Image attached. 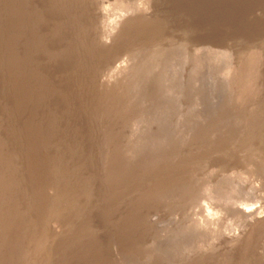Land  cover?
Wrapping results in <instances>:
<instances>
[{"label": "rangeland", "instance_id": "374dc122", "mask_svg": "<svg viewBox=\"0 0 264 264\" xmlns=\"http://www.w3.org/2000/svg\"><path fill=\"white\" fill-rule=\"evenodd\" d=\"M8 1L9 0H0V5H2L0 7V29L5 30V32L11 31L15 27V17L17 15L18 6V3H15V0ZM59 2L61 4H59ZM63 2L65 4H63ZM146 3H149L147 4L148 7H150L151 10L155 12L156 16H153L154 18L147 20L145 22V27H153V24L158 21L160 23L159 27H161L159 28L160 30L152 35L154 37L150 39L151 42L150 40L145 41V39L140 37L142 35L140 27L138 28V30L140 29L138 31L137 26L134 24L132 26L129 24L124 25L123 22L125 18L131 14L129 11L132 10V7ZM20 9H24L26 17V25L24 24L21 27L22 34L24 33L25 35V38L22 41L24 47L23 45H16L15 49H20L23 47L22 49H24V52L25 50L28 52V54L31 56V59L30 56L27 55V59L30 60L28 61L25 59L18 66L22 69V72L24 71L22 75H17L15 76L16 78L14 77L15 74L12 75L13 77L10 76L11 88L5 86L2 89L7 94V96H10L8 98H11L13 97V94L17 93V91H14L13 89H16L19 80L21 82L23 81V88L21 90L23 92L24 100L23 103H21L22 106L20 111L18 109V116L15 118L16 121L12 122L11 124L14 133L13 137L10 139L11 135L3 130V140L6 141L10 139V142H8L9 149L6 151L7 157L5 156L3 161L5 163L0 165V168H2L1 170L6 169L5 174L3 173L2 177L6 176V174L10 177V175H14L16 173L19 177H23V180L21 179L19 184V188L21 190L18 189L17 191L16 200L18 201L11 205L14 210V214L9 219L10 223L8 222L7 224L8 228H5L4 231L0 230V236L3 238L5 236L10 237L11 240L9 244H12V247H14L16 244L15 247H18L16 248L18 251L20 250L19 246H23L27 241H30L31 243H34L40 247L38 250H36V254H38H32L31 256L33 257H30L31 259H23L22 257L16 261H12L11 264H17L18 262V264H264V222H262L263 224L260 223L256 226L254 225L253 228L252 225H250V221L244 218L240 213V209L245 208L250 211L259 212L260 210V214L264 216V144L261 143L262 141H259V138L264 136V0H27V2L20 3ZM101 11L103 12L102 16L97 17L96 13ZM39 15H41V17ZM33 16L35 20L32 18ZM252 18L253 20L256 19V21L252 22ZM75 22L80 25L77 27V29L73 30L72 25ZM42 23L43 25L41 26ZM101 27L103 30H106L103 32V30H100ZM130 28H132V30ZM60 29L64 30L61 31ZM39 32L40 34H38ZM121 32L122 34L120 35ZM61 34L64 35V41L62 42L65 43H62L59 40ZM79 35L81 38H79ZM94 36L97 37L95 38ZM257 36L261 38L257 39ZM87 37L89 39L94 37L95 40L94 38L88 40ZM99 38H104L112 43L110 51L104 52L99 49L100 47L98 48L97 43L100 40ZM128 40L129 43H127ZM147 42L150 44H155L156 46L167 50V52H169L171 49L172 51H176V47H178V45H182L185 47V51L187 52V55H189V59L191 58L190 62L192 61V58L195 57V53L198 51V49L207 48L208 50L215 52L225 51V54H228L231 58L230 61L225 64V68L222 67V70L225 69L226 72L227 68L231 67L230 80H233V83L231 82V89L229 92H227V94H225V101H223L225 104V109L221 111L220 106L222 105H218V108L214 106V108L217 109H212L213 107H211V105H208V103L206 104V99L203 96L201 99L202 101L200 100L201 104L203 102L202 106L200 107L201 109L197 108V111H195V108L188 107H193L196 105V103L199 105V103L192 101L194 94L191 92L192 90L190 89L191 87L189 84H186L188 77L186 74H189L190 68L185 67V73L173 81L176 85L172 84L174 89H177L178 96L180 98L178 97L177 100H172V102H170L171 99L163 97L161 91L156 90V93L152 95L153 97L150 96L148 100H145L147 105L145 103L142 108L145 110L138 116L140 120H142L141 124L138 125L141 126L139 127L140 129L138 135H133L131 132L132 129L130 127L114 128V132H118L116 135L117 137H115L116 141L118 142V150L112 152L107 151L109 143L105 141L106 138L103 136L105 135L108 123L105 122L104 119L96 118L97 108L95 104V97L99 94V90L96 89L95 86H89L86 84L93 82L95 79L97 80L99 77V79L103 77L104 79L108 78L113 73L114 68L117 66L129 65L131 61V57L128 54L129 50L132 49L137 51L138 49L145 47ZM168 44L171 45L169 46ZM65 45H67V47ZM252 45H255V47ZM10 46L14 47V45H11V42L9 41L1 42L0 50L5 51V49L10 48ZM91 49L94 50L92 51ZM78 50L80 53H78ZM35 52L37 53L35 54ZM88 54L90 56H88ZM253 54L262 56L261 60L258 61L256 57H251ZM244 55L246 58H244ZM238 62L240 63L239 65H237ZM250 66H252V68L253 66L256 67V70L253 74H250L249 72ZM1 81L2 79L0 80V85L2 86ZM95 81L94 83H96ZM26 83L29 87L26 85ZM253 85L259 88L258 93L253 95L248 94L247 92L250 89V86ZM24 88L27 89L25 90ZM11 90L15 93L13 92L11 94ZM33 91L36 93L34 94ZM234 91L236 92L237 96L235 95ZM26 92L29 93L26 94ZM241 93L243 98L244 93L247 94V96L249 95L248 101L250 99L251 104L249 103L247 106H245L246 104L241 102ZM77 94L82 95L81 101L75 99ZM156 95L157 97H155ZM254 95L255 97H253ZM24 101L27 103L29 102L30 104H27ZM85 102L87 103L85 109L78 112L79 109H81L80 104ZM149 102H153V105L149 104ZM8 103L10 104V101L7 100L6 104H1V113H4L8 110ZM24 104L26 105L24 106ZM204 104H206V106H203ZM221 104L223 103L221 102ZM32 105H34V107ZM161 105L163 108H161ZM250 106L251 110L249 108ZM256 107L260 108V110H257ZM254 108L256 109L254 110ZM187 109L189 110L187 111ZM157 110L161 113H158ZM145 111L148 113V116L147 114H144ZM244 113L247 114L245 115ZM136 114L137 112L135 110L134 115ZM233 114L237 117L231 116ZM111 115L112 113L109 114V119ZM142 116H144V118H142ZM145 116L149 118L145 119ZM131 119L133 120V116ZM200 119L203 120V122L207 120L206 125L199 124L201 123ZM229 119L231 122H227ZM173 121L177 124L173 123ZM52 122H54V125ZM232 122L234 124L235 122L238 123L234 125ZM241 122L243 124H241ZM216 124L218 126H216ZM249 124H251L250 127ZM50 125L54 129H52ZM47 127L50 129H47L48 131L46 133V130L43 129H46ZM170 127L171 130H169ZM253 127L255 129H253ZM96 131L98 133H96ZM232 131H234V133ZM48 132H50V134ZM131 133L132 135H130ZM158 133L160 135H158ZM202 133H204V135ZM256 133H260V136H257ZM46 134L50 136L49 139L51 138V141L47 138L48 135L46 136ZM150 134L153 138H151ZM160 137L165 139L160 140ZM230 137H233L234 139H230ZM19 138L20 140H17ZM28 138L32 139L29 140ZM35 138H38V140ZM179 138L182 140L181 142L179 141ZM190 138L193 139L190 140ZM26 139L28 140L26 141ZM205 139L210 140L209 143L211 142L210 144L212 145V150L204 152L201 150L199 152L198 147ZM53 141L54 143H52ZM185 141L187 142L185 143ZM63 142H65V145H63ZM134 143L136 144L134 145ZM59 144L60 146L58 147ZM71 144L73 145L71 146ZM139 144L142 146H139ZM30 146L32 147L30 148ZM53 146L55 148H53ZM196 146L198 149L195 151L194 149H196ZM242 146H244L245 150ZM11 148L13 151H11ZM101 148H103V150ZM190 149L191 151H189ZM36 155H38V157ZM109 157L112 159H109ZM123 158H126L128 161ZM50 159L52 160L50 161ZM32 161L34 163H32ZM113 162L117 163L118 165L120 164L118 169H116V178L114 180L116 183L114 181L113 183H115L116 187H122L123 189L121 188L119 191L118 189H115V187L111 186V191L106 193L104 188L107 186L109 177L112 176L107 170L110 169L109 167ZM43 163H45V165ZM142 168L146 169L143 170ZM157 169L159 171H157ZM147 170L150 172H147ZM184 171H187L188 174H183ZM156 172L159 174L157 175ZM88 174H91L92 177L85 181ZM173 174L175 175L174 178ZM144 176L145 178H143ZM52 177L56 178L53 179ZM126 178L128 180H125ZM79 179L80 181H78ZM132 179L138 180H135V182L134 180L132 181ZM160 181L161 183L158 184ZM192 181L194 183H192ZM117 182L119 183L117 184ZM42 183H44V187ZM167 184L170 186H167ZM49 185H53L54 188L58 186H61L62 188L66 185H73L77 191L75 194H73L75 198L73 196H66V198H63L65 197L64 193L60 191L55 192L57 190H53V195L49 196L47 194V188ZM175 185L180 189L176 188ZM131 187L135 190H133ZM162 188L168 189L163 190ZM237 188L240 190L236 191ZM174 189H176L179 193ZM143 190L145 192H143ZM183 191L188 193L187 196L189 195V198L185 196L186 194ZM38 192L40 195L37 194ZM195 197L196 199H193ZM62 198L65 200L61 204V201H63L61 200ZM171 198L174 200L172 199V201ZM131 199L134 200L132 201ZM156 199L161 203H157ZM125 200L128 203L126 202L127 204H125V207H123L121 205ZM161 200H166V203L165 201ZM1 203L2 202H0V208L6 204V202L2 204ZM64 203L70 205L65 215L57 213L58 211H56L54 214H50L52 212V208H56L60 205H63ZM153 203L157 204L154 205ZM168 203L172 205L168 206ZM186 205L187 208L185 207ZM229 205L232 206L229 207ZM30 207L35 208L32 213H23V211L26 212ZM39 207H41V212L44 210V212H42L43 214L39 212ZM44 207H46L45 209H47V211L43 209ZM175 207L177 211L175 210ZM188 207H190V213L185 214V216L187 215L186 217H184V214H182L184 217V219H182L183 217L181 216V211H188ZM173 209L176 211L175 215H173L175 222L171 226L169 225V229L172 231L176 230L174 232H178V230L181 231L178 233V243L173 245V247L168 250L169 253H165L164 250H166V248L161 245L159 248L157 245L156 248H152V250H150V240H152L151 235H155L158 232V229L155 230L154 228L151 229L150 232H147V235L142 233V237H140V239L142 238L143 240L141 239L140 242L142 243L145 240L142 248L138 250H132L136 249L134 242L138 240L136 237V231L138 228L137 226H140L143 222H145L146 217L151 215L153 219H167L168 216H171L170 214L172 213L171 211H173ZM20 211L21 213H19ZM134 212L139 214L135 215ZM230 212L233 213L231 214ZM125 214L126 216H122ZM128 215L131 217L129 218ZM125 217H128L129 219H126ZM50 218H52L51 221ZM188 218L191 220V222H189L190 220ZM195 219H198V221ZM54 221H57L58 224L63 223V221L67 222V227L65 226L64 228H60L59 233L54 232L52 230L54 228L53 224L56 225L57 223ZM125 221H127L130 226L125 223ZM175 223L178 225L175 226ZM180 223L183 225L180 226ZM115 224H118L119 228ZM21 225L26 228H23ZM179 226L181 228H179ZM183 228L187 231H185ZM130 229H132V231ZM8 230H10L11 233L10 231L8 232ZM47 231H50V237H39V235ZM61 231L66 232L63 233ZM76 231L78 232L76 233ZM21 234L24 235V238L23 236L20 238ZM224 236L225 243H223ZM231 236H234L236 239H238L236 242H234L235 244L229 243L228 238ZM51 237L53 238V242ZM184 237H186V239ZM54 238L56 239L54 240ZM40 239L42 240L40 241ZM9 244L6 246V248H4L6 250L0 249V256H3L4 258L10 256L11 251H9ZM53 244H55V246ZM60 244H63V246ZM65 244L67 245L65 246L66 249L64 248ZM131 252L134 255L131 254ZM3 253H6L7 255Z\"/></svg>", "mask_w": 264, "mask_h": 264}, {"label": "bare ground", "instance_id": "6f19581e", "mask_svg": "<svg viewBox=\"0 0 264 264\" xmlns=\"http://www.w3.org/2000/svg\"><path fill=\"white\" fill-rule=\"evenodd\" d=\"M3 1V0H2ZM5 1H7V0H5ZM10 1V0H9ZM8 1V2H9ZM64 1V0H63ZM21 2H27V0H15V3H18V6H17V15H16V24H15V27L13 28V30H11V31H8V32H5V30H3V29H0V43L1 42H6V41H9V42H11V45H14V47H11L10 46V48H6L5 49V51H1L0 50V62H2V63H0V78L2 79V86L0 85V108H2V106H1V104L3 105V104H6L7 103V100L8 101H10V104H9V108H7L8 110L6 111V112H4V113H1L0 112V165H3V163H5V162H3L4 161V159H5V156H6V151H7V149H9L8 148V146H9V143L8 142H10L9 140L13 137V129H12V122H14V121H16L15 120V118H17V116H18V109H19V111H20V109H21V103H23V100H24V96H23V92H22V82L19 80V82H18V85H17V87H16V89H13L14 91H17V93H15L14 91H10L11 92V94L14 92L15 94H13V97H11V98H8V97H10V96H7V94L2 90L5 86H8L9 88H11L10 87V76H12V75H14V77L15 76H20V75H22L23 74V72H22V69L21 68H19L18 66L20 65V63L22 62V61H24L25 59H27V55H29L28 54V52L25 50V52H24V49H22L23 47H24V45H23V43H22V41H23V39L25 38V35H24V33L22 34V30H21V27L25 24V21H26V17H25V12H24V9H20V3ZM59 4H61L60 2H59ZM63 4H65L64 2H63ZM147 4H149V3H146V4H142V5H138V6H135V7H132V10L131 11H129V12H131V14H129L126 18H125V20L123 21L124 22V25H130V26H132L133 24L135 25V26H137V30H138V28L140 27V29H141V32H142V35L140 36L142 39H145V41H148V40H150L152 37H154V36H152V35H154L158 30H160L159 28H161V27H159L160 26V23H159V21L158 22H154L155 24H153V27H149V28H147V27H145V22L147 21V20H150L151 18H154L156 15H155V12L153 11V10H151V8L150 7H148V5ZM5 5V4H4ZM4 5H3V8H4ZM67 5V4H66ZM165 5V4H164ZM2 5H0V7H1ZM79 6V5H78ZM83 6V5H82ZM6 7V6H5ZM14 7V6H13ZM55 7V6H54ZM57 7H59V6H57ZM62 7V6H61ZM80 7V6H79ZM15 8V7H14ZM64 8V7H63ZM63 8H62V10H63ZM68 8V7H67ZM129 8V7H128ZM6 9V8H5ZM49 9V8H48ZM60 10V9H59ZM62 10H61V12H62ZM156 10V9H155ZM84 11V10H83ZM104 11V10H103ZM7 12V11H6ZM13 13V12H12ZM84 13V12H83ZM33 14H35V13H33ZM97 14V17H99V16H102V14H103V12L101 11V12H98V13H96ZM105 14V13H104ZM14 15V14H13ZM3 16V15H2ZM40 17H41V15H39ZM60 16V15H59ZM96 16V15H95ZM154 16V17H153ZM63 17V16H62ZM123 17H124V15H123ZM256 17H257V15H256ZM259 17V16H258ZM14 18V19H15ZM32 18H34V16L32 17ZM96 18V17H95ZM157 18V17H156ZM6 19V18H5ZM38 19H39V17H38ZM30 20V19H29ZM34 20H35V18H34ZM63 20V19H62ZM252 20H253V18H252ZM258 20V19H257ZM8 21V20H7ZM10 21V20H9ZM254 21H256V19L255 20H253L252 22H254ZM260 21V20H259ZM258 21V22H259ZM31 22V21H30ZM33 22V21H32ZM36 22H37V20H36ZM63 22V21H62ZM85 22V21H84ZM108 22V21H107ZM15 23V22H14ZM109 23V22H108ZM152 23V22H151ZM162 23V22H161ZM3 24V23H2ZM30 24V23H29ZM32 24V23H31ZM39 24V23H38ZM14 25V24H13ZM12 25V26H13ZM26 25V24H25ZM43 25V23L41 24V26ZM58 25H60V24H58ZM68 25V24H67ZM79 25L80 24H78V23H73V27H72V29L73 30H75V29H77V27H79ZM110 25V24H109ZM119 25V24H118ZM162 25V24H161ZM101 26V25H100ZM111 26V25H110ZM114 26V25H113ZM134 26V27H135ZM164 26H166V25H164ZM59 27V26H58ZM99 27V26H98ZM109 27V26H108ZM120 27V26H119ZM123 27V26H122ZM40 28V27H39ZM43 28V27H42ZM60 28V27H59ZM124 28V27H123ZM5 29V28H4ZM34 29V28H33ZM36 29V28H35ZM65 29V28H64ZM63 29V30H64ZM111 29V28H110ZM109 29V30H110ZM125 29V28H124ZM131 30H132V28H130ZM139 29V30H140ZM61 30V29H60ZM63 30H61V31H63ZM89 30V29H88ZM100 30H103L102 29V27L100 28ZM104 30H106V29H104ZM104 30H103V32H104ZM129 30V29H128ZM138 30V31H139ZM32 31V30H31ZM57 31V30H56ZM60 31V32H61ZM66 31V30H65ZM67 31H68V29H67ZM94 31V30H93ZM97 31V30H96ZM112 31V30H111ZM124 31V30H123ZM122 31V32H123ZM136 31V30H135ZM134 31V32H135ZM35 32V31H34ZM81 32V31H80ZM83 32V31H82ZM122 32L120 33V35L122 34ZM164 32H165V30H164ZM28 33V32H27ZM70 33V32H69ZM90 33V32H89ZM88 33V34H89ZM93 33V32H92ZM108 33H109V31H108ZM117 33V32H116ZM119 33V32H118ZM131 33V32H130ZM38 34H40V32L38 33ZM42 34V33H41ZM71 34V33H70ZM87 34V35H88ZM98 34V33H97ZM107 34V33H106ZM127 34V33H126ZM162 34V33H161ZM202 34V33H201ZM257 34H258V31H257ZM93 35H94V33H93ZM203 35V34H202ZM43 36V35H42ZM80 36V35H79ZM85 36V35H84ZM97 36H99V35H97ZM96 36V37H97ZM138 36V35H137ZM258 36H260V35H258ZM257 36V39H259V38H261V37H258ZM34 37V36H33ZM59 37V36H58ZM95 37V36H94ZM94 37H92V38H94ZM95 37V38H96ZM107 37V36H106ZM124 37V36H123ZM130 37V36H129ZM156 37H158V36H156ZM79 38H81V36L79 37ZM91 38V39H92ZM95 38H94V40H95ZM108 38V37H107ZM114 38H116V37H114ZM137 38V37H136ZM160 38H161V36H160ZM27 39V38H26ZM65 39H67V38H65ZM87 39L88 40H91V39H89L88 37H87ZM100 39V38H99ZM119 39H120V37H119ZM118 39V40H119ZM133 39V38H132ZM60 42H62V41H64V35L63 34H61V36H60ZM72 40V39H71ZM77 40V39H76ZM85 40H86V38H85ZM124 40V39H123ZM127 40V39H126ZM30 41V40H29ZM84 41V40H83ZM87 41V40H86ZM110 41H112V40H110ZM122 41V40H121ZM133 41V40H132ZM88 42H90V41H88ZM117 42V41H116ZM150 42H151V40H150ZM39 43V42H38ZM37 43V44H38ZM62 43H65V42H62ZM81 43V42H80ZM85 43V42H84ZM96 43V42H95ZM127 43H129V40H128V42ZM133 43H135V42H133ZM144 43V42H143ZM143 43H142V45H143ZM147 43H149V42H147ZM146 43V46L145 47H142L141 49H138L137 51L136 50H129V52H128V54H129V56L131 57V61H130V63H129V65H127V66H117L116 68H114V71H113V73L108 77V78H105L104 79V77L103 78H101V79H95L94 81L96 82V83H94V81L93 82H91V83H88V84H86V85H89V86H95L96 87V89H98L99 90V94L98 95H96V97H95V104H96V108H97V115H96V118L97 119H104L105 120V122H107L108 123V125H107V127H106V131L105 130H103V131H105V135L103 136L104 138H106L105 139V141L106 142H108L109 143V146H108V148H107V151H110V152H112V151H116V150H118V147H117V141H116V138L115 137H117L116 135H117V133L118 132H114L115 131V129L114 128H120V127H130L132 130H131V132L133 133V135H138V132H139V127H141V126H138L139 124H141V121L142 120H140V118L138 117L141 113H143V111L145 110V109H142L143 108V105H145V103H146V99L148 100V98L150 97V96H152L154 93H156V90H159V91H161V94H162V96L163 97H165V98H168V99H171V101L170 102H172V100L174 101V100H177V98L179 97L178 96V91H177V89H174V87L172 86V84H174V85H176L175 84V82H173L174 80H176L179 76H181V75H183L185 72V67L186 68H190V72H189V74L187 75L186 74V76H188L187 77V80H186V84L188 85L189 84V86L191 87L190 89L192 90L191 92L194 94L193 96V98H192V101L193 102H198L199 103V105L196 103V105L195 106H193V107H190V106H188L189 108H195V111H197L196 109L197 108H199V109H201L200 107L202 106V104H203V102H202V104H201V102H200V100L204 97L206 100V104L208 103V105H211V107H213L212 109H217L218 107V105H222V106H220L219 108L221 109V111L222 110H224L225 109V104H224V102L223 101H225L224 99H225V94H227V92H229L230 91V89H231V85H232V79L230 80V75H231V67H229V68H227V70H226V72H225V69H223L222 70V67H224L225 68V64L226 63H228L229 61H230V56L228 55V54H225L226 52L225 51H220V52H215V51H211V50H208L207 48H205V49H198V51L195 53V57H193L192 58V61L190 62V60H191V58L189 59V55H187V52L185 51L186 49H185V47L184 46H182V45H178V47H176V51L175 50H173L172 51V49L169 51V52H167V50H164V49H162V48H160L159 46H156L155 44H147ZM261 43V42H260ZM61 44V43H60ZM59 44V45H60ZM117 44H118V42H117ZM171 44H172V42H171ZM171 44H168L169 46L171 45ZM175 44V43H174ZM179 44V43H178ZM16 45H23V47H21L20 49L18 48V49H15L16 48ZM128 45V44H127ZM137 45V44H136ZM188 45V44H187ZM66 47H67V45H65ZM64 46V47H65ZM87 46V45H86ZM97 46H98V48L99 49H101L102 51H104V52H108V51H110V48L112 47V43H110L108 40H106V39H104V38H102V39H100L99 40V42L97 43ZM253 47H255V45H252ZM251 46V47H252ZM81 47V46H80ZM91 47V46H90ZM119 47V46H118ZM135 47V46H134ZM141 47V46H140ZM187 47V46H186ZM257 48H258V46H257ZM2 49V48H1ZM65 49H67V48H65ZM81 49V48H80ZM114 49V48H113ZM116 49V48H115ZM29 51H31L30 49H28ZM86 50H88V49H86ZM92 50V49H91ZM94 50V49H93ZM92 50V51H93ZM73 51V50H72ZM101 51V52H102ZM40 52H41V50H40ZM64 52V51H63ZM75 52V51H74ZM245 52V51H244ZM251 52V51H250ZM37 52H35V54H36ZM78 53H80L79 52V50H78ZM90 53V52H89ZM95 53H97V52H95ZM113 53V52H112ZM257 53V52H256ZM32 54V53H31ZM34 54V55H35ZM61 54V53H60ZM100 54V53H99ZM103 54H105V53H103ZM264 54V53H263ZM95 55V54H94ZM191 55V54H190ZM231 55V54H230ZM262 55V54H261ZM30 56V55H29ZM88 56H90L89 54H88ZM100 56H101V54H100ZM126 56V55H125ZM166 56H168V57H166ZM240 56V55H239ZM256 57L257 59H258V61L259 60H261V58H262V56H257L256 54H253V55H251V57ZM34 57V56H33ZM32 57V58H33ZM93 57V56H92ZM96 57V56H95ZM109 57V56H108ZM74 58V57H73ZM98 58V57H97ZM127 58V57H126ZM244 58H246L245 57V55H244ZM243 58V59H244ZM30 59H31V56H30ZM30 59H27L28 61L30 60ZM88 59V58H87ZM2 60V61H1ZM33 60V59H32ZM250 60V59H249ZM72 61V60H71ZM70 61V62H71ZM78 61V60H77ZM88 61V60H87ZM233 61V60H232ZM263 61V60H262ZM261 61V62H262ZM98 62V61H97ZM96 62V63H97ZM255 62V61H254ZM260 62V63H261ZM61 63V62H60ZM84 63V62H83ZM92 63V62H91ZM91 63H90V65H91ZM95 63V62H94ZM99 63V62H98ZM106 63H108V62H106ZM242 63V62H241ZM245 63V62H244ZM247 63V62H246ZM124 64V63H123ZM231 64V63H230ZM240 63L238 62V64L237 65H239ZM28 65V64H27ZM53 65V64H52ZM58 65H59V63H58ZM64 65H65V63H64ZM229 65V64H228ZM227 65V66H228ZM261 65V64H260ZM259 65V66H260ZM51 66V65H50ZM54 66V65H53ZM97 66V65H96ZM241 66V65H240ZM240 66H239V68H240ZM248 66V65H247ZM256 66V65H255ZM255 66H253V68H252V66H250V69H249V72H250V74H253L254 73V71L256 70V67ZM263 66H264V64H263ZM86 67V66H85ZM238 67V66H237ZM31 68V67H30ZM44 68V67H43ZM60 68V67H59ZM102 68V67H101ZM192 68H193V71H192ZM28 69H29V66H28ZM33 69V68H32ZM40 69V68H39ZM61 69V68H60ZM100 69V68H99ZM243 69V68H242ZM55 70H56V68H55ZM63 70V69H62ZM259 70H261V69H259ZM240 71V70H239ZM37 72H38V70H37ZM40 72V71H39ZM43 72V71H42ZM98 72V71H97ZM101 72V71H100ZM262 72V71H261ZM41 73V72H40ZM44 73V72H43ZM76 74V73H75ZM29 75V74H28ZM38 75V74H37ZM37 75H36V78H37ZM42 75V74H41ZM89 75V74H88ZM43 76V75H42ZM41 76V77H42ZM57 76V75H56ZM83 76V75H82ZM93 76V75H92ZM96 76V75H95ZM106 76V75H105ZM13 77V76H12ZM39 77V76H38ZM58 77V76H57ZM236 77V76H235ZM255 77V76H254ZM260 77V76H259ZM16 78V77H15ZM87 78V77H86ZM85 78V79H86ZM89 78V77H88ZM96 78V77H95ZM253 78V77H252ZM0 79V80H1ZM45 80V79H44ZM51 80V79H50ZM56 80V79H55ZM83 80V79H82ZM81 80V81H82ZM234 81H236V80H234ZM256 81V80H255ZM57 82V81H56ZM79 82V81H78ZM88 82V81H87ZM232 82V83H231ZM238 82V81H237ZM260 82V81H259ZM34 83V82H33ZM81 83V82H80ZM84 83V82H83ZM179 83V82H178ZM234 83H236V82H234ZM261 83H262V81H261ZM24 84V83H23ZM32 84V83H31ZM36 84V83H35ZM49 84H50V82H49ZM93 84V85H92ZM263 84H264V82H263ZM14 85V84H13ZM26 85H27V83H26ZM34 85V84H33ZM36 85H38V84H36ZM79 85V84H78ZM83 85V84H82ZM179 85V84H178ZM177 85V86H178ZM262 85V84H261ZM28 86V85H27ZM2 87V88H1ZM29 87V86H28ZM36 87V86H35ZM262 87V86H261ZM79 88V87H78ZM93 88V87H92ZM25 90L27 89V88H24ZM37 89V88H36ZM58 89V88H57ZM80 89H82V88H80ZM90 89H91V87H90ZM89 89V90H90ZM6 90V89H5ZM46 90V89H45ZM44 90V91H45ZM84 90V89H83ZM188 91V90H187ZM244 91V90H243ZM246 91V90H245ZM258 91H259V88L257 87V86H255V85H253V86H250V89L248 90V94H251V95H253V94H257L258 93ZM34 92V91H33ZM235 92V91H234ZM29 93V92H28ZM27 92H26V94H28ZM36 92H34V94H35ZM51 93V92H50ZM82 93V92H81ZM183 93H184V91H183ZM182 93V94H183ZM25 94V95H26ZM41 94H42V92H41ZM45 94V93H44ZM47 94H48V92H47ZM55 94V93H54ZM181 94V95H182ZM186 94V93H185ZM229 94V93H228ZM237 94H239V93H237ZM195 95H196V97H195ZM235 95H236V92H235ZM250 95V96H251ZM261 95V94H260ZM27 96V95H26ZM25 96V97H26ZM57 96V95H56ZM158 96H159V93H158ZM186 96H187V94H186ZM203 96V97H202ZM237 96V95H236ZM249 96V95H248ZM248 96H247V94H245L244 93V98L242 97V93H241V95H240V97H242V100H241V102L243 103V104H246L245 106H247L250 102H251V100L249 99V101H248ZM33 97V96H32ZM45 97V96H44ZM71 97V96H70ZM69 97V98H70ZM153 97V96H152ZM155 97H157V95L155 96ZM253 97H255V95L253 96ZM258 97V96H257ZM51 98V97H50ZM68 98V99H69ZM72 98V97H71ZM82 98V95H80V94H77L76 95V97H75V99L76 100H82L81 99ZM160 98V97H159ZM180 98V97H179ZM187 98V97H186ZM237 98V97H236ZM260 98V97H259ZM47 99V98H46ZM64 99V98H63ZM162 99V98H161ZM195 99V100H194ZM155 100V99H154ZM183 100V99H182ZM204 100V99H203ZM253 100V99H252ZM27 101H28V99H27ZM38 101V100H37ZM190 101V100H189ZM202 101V100H201ZM204 101V102H205ZM233 101V100H232ZM25 102V101H24ZM32 102H33V100H32ZM36 102V101H35ZM43 102V101H42ZM64 102H67V101H64ZM148 102V101H147ZM162 102V101H161ZM169 102V103H170ZM221 102L223 103V104H221ZM231 102V101H230ZM25 103H27V102H25ZM29 103V102H28ZM27 103V104H28ZM34 103V102H33ZM45 103V102H44ZM49 103V102H48ZM81 103V102H80ZM153 103V102H152ZM151 102H149V104H152ZM232 103V102H231ZM237 103V102H236ZM263 103V102H262ZM30 104V103H29ZM167 104V103H166ZM193 104V103H192ZM206 104H204L203 106H206ZM251 104V103H250ZM26 104H24V106H25ZM35 105H36V103H35ZM48 105V104H47ZM50 105V104H49ZM51 105H52V103H51ZM81 105V109H79V111L78 112H80L81 110H84L85 109V107L87 106V103L85 102V103H82V104H80ZM146 105H147V103H146ZM153 105V104H152ZM170 105V104H169ZM227 105V104H226ZM237 105V104H236ZM259 105H261V104H259ZM33 107H34V105H32ZM168 106V105H167ZM214 106L215 107H217V108H214ZM224 106V107H223ZM40 107V106H39ZM241 107V106H240ZM255 107V106H254ZM263 107V106H262ZM38 108V107H37ZM161 108H163L162 107V105H161ZM165 108V107H164ZM171 108V107H170ZM232 108V107H231ZM234 108H235V106H234ZM234 108H233V110H234ZM250 108V110H251V106L249 107ZM257 108V110L259 109L260 110V108H258V107H256ZM256 108H254V110L256 109ZM51 109H52V107H51ZM146 109H148V108H146ZM229 109V108H228ZM263 109V108H262ZM1 110V109H0ZM135 110H136V112H137V114L136 115H134V112H135ZM172 110V109H171ZM177 110V109H176ZM181 110V109H180ZM189 109H187V111H188ZM210 110V109H209ZM249 110V109H248ZM148 111V110H147ZM156 111V110H155ZM163 111H166V110H163ZM211 111V110H210ZM263 111V110H262ZM3 112V111H2ZM24 112V111H23ZM28 112H30V111H28ZM43 112V111H42ZM50 112H51V110H50ZM49 112V113H50ZM149 112V111H148ZM157 112H158V110H157ZM160 112V111H159ZM158 112V113H159ZM237 112V111H236ZM25 113V112H24ZM52 113V112H51ZM110 113H112V115H111V117H110V119H109V114ZM161 113V112H160ZM163 113V112H162ZM167 113V112H166ZM170 113V112H169ZM190 113V112H189ZM201 113V112H200ZM225 113V112H224ZM241 113H243V112H241ZM258 113V112H257ZM262 113V112H261ZM264 113V112H263ZM20 114V113H19ZM30 114V113H29ZM31 114H33V113H31ZM144 114H147V116H148V113H146V111H145V113ZM215 114V113H214ZM245 115L247 114V113H244ZM159 115V114H158ZM170 115V114H169ZM174 115V114H173ZM177 115V114H176ZM220 115V114H219ZM228 115V114H227ZM243 115V114H242ZM260 115V114H259ZM29 116V115H28ZM32 116V115H31ZM45 116V115H44ZM53 116V115H52ZM133 116V120L131 119V117ZM171 116V115H170ZM190 116V115H189ZM218 116V115H217ZM231 116H236V115H231ZM257 116V115H256ZM262 116V115H261ZM20 117H21V115H20ZM19 117V118H20ZM49 117V116H48ZM146 117V116H145ZM151 117V116H150ZM211 117V116H210ZM223 117H224V115H223ZM228 117V116H227ZM237 117V116H236ZM247 117V116H246ZM249 117V116H248ZM18 118V119H19ZM142 118H144V116H142ZM147 118H149V117H146L145 119H147ZM197 118V117H196ZM199 118V117H198ZM204 118V117H203ZM221 118V117H220ZM17 119V120H18ZM44 119H45V117H44ZM109 119V120H108ZM135 119H137V120H135ZM156 119V118H155ZM154 119V120H155ZM157 119H159V118H157ZM167 119H168V117H167ZM174 119V118H173ZM201 119H202V117H201ZM200 119V120H201ZM208 119V118H207ZM230 119H231V117H230ZM230 119H229V121H227V122H231L230 121ZM233 119V118H232ZM237 119H239V118H237ZM243 119V118H242ZM242 119H240V120H242ZM253 119H255V118H253ZM50 120V119H49ZM144 120V119H143ZM160 120V119H159ZM169 120V119H168ZM191 120V119H190ZM196 120V119H195ZM205 120V119H204ZM223 120V119H222ZM234 120V119H233ZM232 120V121H233ZM101 121V120H100ZM148 121H149V119H148ZM165 121H167V120H165ZM197 121H198V119H197ZM206 121L207 120H205L204 122H203V120H201L200 122L201 123H199V124H205L206 125ZM245 121V120H244ZM250 121V120H249ZM45 122V121H44ZM51 122V121H50ZM145 122H146V120H145ZM170 122V121H169ZM240 122V121H239ZM261 122V121H260ZM46 123V122H45ZM53 123V125H54V122H52ZM98 123V122H97ZM168 123V122H167ZM173 123H176V122H174L173 121ZM192 123V122H191ZM213 123V122H212ZM215 123V122H214ZM225 123V122H224ZM238 123V122H237ZM236 122H235V124L232 122V124H234V125H236L237 124ZM251 123V122H250ZM47 124H49V123H47ZM165 124V123H164ZM169 124H172V123H169ZM177 124V123H176ZM231 124V125H232ZM241 124H243L242 122H241ZM45 125V124H44ZM96 125V124H95ZM150 125V124H149ZM155 125V124H154ZM172 125H174V124H172ZM211 125V124H210ZM220 125V124H219ZM239 125V124H238ZM237 125V126H238ZM245 125H248V124H245ZM263 125V124H262ZM43 126V125H42ZM51 126V125H50ZM176 126V125H175ZM216 126H218L217 124H216ZM224 126V125H223ZM230 126V125H229ZM241 126V125H240ZM251 126V124H249V127ZM41 127V126H40ZM44 127V126H43ZM52 127V126H51ZM143 127H146V126H143ZM149 127V126H148ZM163 127V126H162ZM208 127H209V125H208ZM215 127V126H214ZM220 127V126H219ZM235 127V126H234ZM233 127V128H234ZM262 127V126H261ZM264 127V126H263ZM13 128H15V127H13ZM30 128V127H29ZM42 128V127H41ZM137 128V129H136ZM163 128H165V127H163ZM210 128V127H209ZM213 128V127H212ZM224 128V127H223ZM239 128V127H238ZM16 129V128H15ZM47 129H50V128H46V129H43V130H46V133H47ZM52 129H54L53 127H52ZM102 129V128H101ZM114 129V130H113ZM124 129V128H123ZM122 129V130H123ZM142 129V128H141ZM147 129H149V128H147ZM150 129H152V128H150ZM166 129H167V127H166ZM175 129V128H174ZM173 129V130H174ZM206 129H208V128H206ZM237 129V128H236ZM247 129V128H246ZM251 129V128H250ZM253 129H255L254 127H253ZM3 130L6 132V133H8L9 135H11V137H10V139L9 140H3V137H2V134L4 135V133H3ZM125 130H127V129H125ZM145 130V129H144ZM162 130H164V129H162ZM169 130H171V127L169 128ZM178 130V129H177ZM214 130V129H213ZM225 130V129H224ZM239 130V129H238ZM259 130V129H258ZM257 130V131H258ZM53 131H55V130H53ZM52 131V132H53ZM223 131V130H222ZM221 131V132H222ZM240 131V130H239ZM263 131V130H262ZM28 132V131H27ZM31 132H32V130H31ZM52 132H51V134H52ZM124 132H126V131H124ZM123 132V133H124ZM144 132V131H143ZM233 133H234V131H232ZM241 132H243V131H241ZM256 132V131H255ZM258 132H260V131H258ZM19 133V132H18ZM23 133H25V132H23ZM49 134H50V132H48ZM96 133H98L97 131H96ZM132 133L130 134V135H132ZM178 133V132H177ZM236 133H237V131H236ZM240 133V132H239ZM238 133V134H239ZM244 133V132H243ZM252 133V132H251ZM250 133V134H251ZM254 133V132H253ZM44 134H45V132H44ZM54 134V133H53ZM103 134V133H102ZM149 134V133H148ZM164 134V133H163ZM172 134V133H171ZM176 134V133H175ZM174 134V135H175ZM203 135H204V133H202ZM231 134V133H230ZM242 134V133H241ZM248 134H249V132H248ZM247 134V135H248ZM257 134V136L260 134V133H256ZM48 134H46V136H47ZM101 135V134H100ZM120 135H122V134H120ZM119 135V136H120ZM142 135H144V134H142ZM151 135V134H150ZM154 135V134H153ZM158 135H160L159 133H158ZM173 135V136H174ZM179 135H180V133H179ZM245 135V134H244ZM253 135V134H252ZM255 135V134H254ZM25 136V135H24ZM23 136V137H24ZM76 136V135H75ZM122 136H125V135H122ZM126 136H127V134H126ZM146 136V135H145ZM178 136V135H177ZM182 136V135H181ZM180 136V137H181ZM213 136V135H212ZM256 136V135H255ZM260 136V135H259ZM49 135H48V139H49ZM121 137V136H120ZM156 137V136H155ZM158 137V136H157ZM179 137V136H178ZM225 137V136H224ZM9 138V137H8ZM16 138V137H15ZM25 138H27V137H25ZM46 138V137H45ZM84 138H86V137H84ZM146 138V137H145ZM151 138H153L152 137V135H151ZM161 138V137H160ZM201 138V137H200ZM199 138V140L201 141V139ZM231 138H233V137H230V139ZM258 138V137H257ZM29 139V138H28ZM28 139H26V141L28 140ZM30 139H32V138H30ZM29 139V140H30ZM35 139H37L38 140V138H35ZM51 139V138H50ZM49 139V140H50ZM100 139V138H99ZM101 139H102V137H101ZM121 139V138H120ZM125 139V138H124ZM123 139V140H124ZM162 139H165V138H161L160 140H162ZM180 139V138H179ZM178 139V140H179ZM182 139H184V138H182ZM193 139V138H192ZM191 138H190V140H192ZM197 139V138H196ZM204 139V138H203ZM234 139V138H233ZM17 140H20V138L19 139H17ZM24 140V139H23ZM136 140V139H135ZM143 140V139H142ZM146 140V139H145ZM159 140V139H158ZM157 140V141H158ZM159 140V141H160ZM174 140V139H173ZM185 140V139H184ZM195 140V139H194ZM264 136H261L260 138H259V141H262L261 143L262 144H264ZM51 141V140H50ZM68 141V140H67ZM66 141V142H67ZM85 141V140H84ZM99 141V140H98ZM126 141V140H125ZM133 141V140H132ZM148 141V140H147ZM180 142L182 141L181 139L179 140ZM179 141H178V143H179ZM209 141L210 140H203V142H201V145L197 148V146H196V149H194L195 151L198 149V151L200 152L201 150L204 152V151H211L212 149H211V147H212V145L209 143ZM215 141V140H214ZM234 141V140H233ZM18 142V141H17ZM29 142V141H28ZM71 142V141H70ZM138 142V141H137ZM136 142V143H137ZM143 142V141H142ZM175 142H176V140H175ZM184 142V141H183ZM187 141H185V143H186ZM246 142V141H245ZM19 143V142H18ZM25 143V142H24ZM30 143V142H29ZM48 143L50 144V142L48 141ZM52 143H54V141L52 142ZM65 142H63V145H65L64 144ZM72 143V142H71ZM136 143H134V145L136 144ZM152 143H153V141H152ZM155 143H156V141H155ZM160 143V142H159ZM189 143V142H188ZM244 143V142H243ZM251 143V142H250ZM58 144V143H57ZM82 144V143H81ZM99 144V143H98ZM143 144V143H142ZM157 144V143H156ZM248 144V143H247ZM256 144V143H255ZM11 145V144H10ZM27 145H28V143H27ZM41 145V144H40ZM67 145V144H66ZM70 145V144H69ZM73 144H71V146H72ZM121 145V144H120ZM153 145V144H152ZM160 145V144H159ZM184 145V144H183ZM198 145V144H197ZM224 145V144H223ZM229 145V144H228ZM257 145H259V144H257ZM13 146V145H12ZM14 146H16V145H14ZM24 146H26V145H24ZM44 146V145H43ZM45 146H46V144H45ZM60 146V144L58 145V147ZM122 146V145H121ZM137 146V145H136ZM139 146H142V145H140L139 144ZM164 146V145H163ZM172 146V145H171ZM192 146V145H191ZM195 146V145H194ZM220 146V145H219ZM32 146H30V148H31ZM49 147V146H48ZM180 147V146H179ZM243 147V149H244V146H242ZM247 147V146H246ZM53 148H55L54 146H53ZM133 148V147H132ZM159 148H160V146H159ZM181 148V147H180ZM37 149V148H36ZM61 149V148H60ZM72 149V148H71ZM74 149V148H73ZM102 150H103V148H101ZM135 149V148H134ZM133 149V150H134ZM167 149H168V147H167ZM174 149V148H173ZM172 149V150H173ZM189 149V148H188ZM214 149H216V148H214ZM33 150V149H32ZM46 150V149H45ZM63 150V149H62ZM143 150V149H142ZM160 150V149H159ZM166 150V149H165ZM184 150V149H183ZM245 150V149H244ZM11 151H13L12 150V148H11ZM34 151V150H33ZM57 151H59V150H57ZM71 151V150H70ZM74 151V150H73ZM132 151V150H131ZM174 151V150H173ZM185 151V150H184ZM187 151V150H186ZM189 151H191V149L189 150ZM254 151V150H253ZM124 152H125V150H124ZM130 152V151H129ZM140 152V151H139ZM9 153V152H8ZM102 153V152H101ZM10 154V153H9ZM42 154V153H41ZM121 154V153H120ZM191 154V153H190ZM40 155V154H39ZM37 157H38V155H36ZM143 156V155H142ZM7 157V156H6ZM107 157V156H106ZM105 157V158H106ZM114 157H115V155H114ZM189 157V156H188ZM117 158V157H116ZM115 158V159H116ZM41 159V158H40ZM109 159H112V158H110L109 157ZM123 159H126V158H123ZM129 159V158H128ZM45 160H46V158H45ZM52 159H50V161H51ZM127 160V159H126ZM125 160V161H126ZM132 160V159H131ZM47 161V160H46ZM128 161V160H127ZM188 161V160H187ZM39 162V161H38ZM53 162V161H52ZM195 162V161H194ZM32 163H34L33 161H32ZM107 163V162H106ZM126 163V162H125ZM124 163V164H125ZM188 163V162H187ZM44 165H45V163H43ZM58 164V163H57ZM109 164H110V162H109ZM164 164V163H163ZM162 164V165H163ZM189 164V163H188ZM20 165V164H19ZM50 165V164H49ZM120 165V164H119ZM117 163H115V162H113L112 164H111V166L109 167L110 169L109 170H107L108 171V173L109 174H111L112 176H110L109 177V179H108V181H107V186L105 187L104 185V191L106 192V193H109L110 191H111V186L112 187H115V189H118L119 191L121 190V188L122 187H116L115 186V178H116V169H118V166H119ZM126 165V164H125ZM124 165V166H125ZM127 165H128V163H127ZM39 166V165H38ZM42 166V165H41ZM57 166V165H56ZM183 166V165H182ZM40 167V166H39ZM45 167V166H44ZM49 167H51V166H49ZM53 167V166H52ZM106 167V166H105ZM138 167V166H137ZM187 167V166H186ZM185 167V168H186ZM10 168V167H9ZM16 168V167H15ZM20 168V167H19ZM34 168H35V165H34ZM164 168V167H163ZM168 168V167H167ZM2 168H0V202H2V203H5L6 202V204L3 206V207H1L0 208V230H2V231H4V229L5 228H8L7 227V224H8V222H9V219L12 217V215L14 214V210H13V208L11 207V205L14 203V202H16V201H18V200H16L17 199V191H18V189H20L19 188V184H20V180L22 179L23 180V177H19L16 173L14 174V175H10V177L9 176H7V174H6V176H4V177H2L3 176V173L5 174V171H6V169H4V170H1ZM11 169V168H10ZM54 169H56V168H54ZM102 169V168H101ZM104 169V168H103ZM126 169H127V167H126ZM143 169V168H142ZM144 169H146V168H144ZM143 169V170H144ZM188 169H190V168H188ZM196 169V168H195ZM30 170V169H29ZM32 170V169H31ZM44 170V169H43ZM122 170V169H121ZM135 170H136V167H135ZM149 170V169H148ZM147 170V172H150V171H148ZM162 170V169H161ZM12 171H13V168H12ZM28 171V170H27ZM32 171H34V170H32ZM123 171V170H122ZM126 171V170H125ZM124 171V172H125ZM138 171V170H137ZM157 171H159L158 169H157ZM22 172V171H21ZM55 172V171H54ZM144 172H146V171H144ZM167 172V171H166ZM47 173H48V171H47ZM60 173V172H59ZM132 173V172H131ZM136 173V172H135ZM138 173H139V171H138ZM157 173V172H156ZM187 173V171L185 172H183V174H186ZM190 173H192V172H190ZM26 174H29V173H26ZM25 174V175H26ZM31 174H32V172H31ZM49 174H51V173H49ZM129 174V173H128ZM159 173H157V175H158ZM169 174V173H168ZM188 174V173H187ZM20 175V174H19ZM106 175V174H105ZM144 175V174H143ZM42 176V175H41ZM50 176V175H49ZM48 176V177H49ZM52 176V175H51ZM60 176V175H59ZM126 176V175H125ZM137 176V175H136ZM135 176V177H136ZM165 176V175H164ZM170 176V175H169ZM174 174H173V178H174ZM25 177V176H24ZM32 177H33V175H32ZM44 177V176H43ZM65 177V176H64ZM92 176H91V174L89 175H87L86 176V178L87 179H85V181L86 180H88V179H90ZM106 177V176H105ZM121 177V176H120ZM119 177V178H120ZM187 177V176H186ZM196 177V176H195ZM44 178H46V177H44ZM50 178V177H49ZM48 178V179H49ZM53 179L54 178H56V177H52ZM139 178H142V177H139ZM143 178H145V176L143 177ZM151 178V177H150ZM169 178V177H168ZM178 178V177H177ZM107 179V178H106ZM162 179H164V178H162ZM161 179V180H162ZM179 179H180V177H179ZM194 179H196V178H194ZM121 180V179H120ZM125 180H128L127 178L125 179ZM124 180V181H125ZM135 181V180H138V179H132V181ZM141 180V179H140ZM26 181V180H25ZM34 181H35V179H34ZM43 181H46V180H43ZM78 181H80V179L78 180ZM82 181V180H81ZM113 181L115 182V183H113ZM123 181V180H122ZM171 181V180H170ZM180 181V180H179ZM194 181V180H193ZM192 181V183H194ZM83 182V181H82ZM120 182V181H119ZM119 182H117V184L119 183ZM136 182V181H135ZM141 182V181H140ZM165 182V181H164ZM168 182V181H167ZM24 183V182H23ZM36 183V182H35ZM124 183V182H123ZM149 183V182H148ZM161 183V181L160 182H158V184H160ZM40 184V183H39ZM44 183H42V185H43ZM67 184V183H66ZM121 184H122V182H121ZM132 184V183H131ZM135 184V183H134ZM141 184H142V182H141ZM145 184V183H144ZM162 184H164V183H162ZM166 184V183H165ZM170 184V183H169ZM174 184V183H173ZM179 184V183H178ZM181 184H182V182H181ZM33 185V184H32ZM78 185V184H77ZM157 185V184H156ZM37 186H38V183H37ZM45 185H43V187H44ZM58 186V185H57ZM86 186V185H85ZM88 186V185H87ZM131 186V185H130ZM140 186V185H139ZM138 186V187H139ZM158 186V185H157ZM164 186V185H163ZM167 186H170V185H168L167 184ZM182 186V185H181ZM199 186V185H198ZM21 187H23V186H21ZM129 187V186H128ZM175 187H176V185H175ZM194 187V186H193ZM192 187V188H193ZM239 187V186H238ZM40 188V187H39ZM80 188V187H79ZM132 188V187H131ZM133 188H134V186H133ZM132 188V189H133ZM166 188V187H165ZM165 188H162L163 190L165 189ZM176 188H178V187H176ZM191 188V189H192ZM236 188V187H235ZM123 189V188H122ZM168 189V188H167ZM167 189H165V190H167ZM178 189H180V188H178ZM190 189V190H191ZM21 190V189H20ZM30 190V189H29ZM42 190V189H41ZM53 190H57V191H55V192H58V191H60V192H63L64 193V195H65V197H63V198H66V196H68V197H71V196H73V194H75L77 191L75 190V186H73V185H66V186H64V187H62L61 188V186H58V187H55L54 188V186L53 185H49V187L47 188V194L49 195V196H51V195H53ZM133 190H135V189H133ZM174 190H176V189H174ZM183 190V189H182ZM181 190V191H182ZM186 190H187V188H186ZM233 190H234V188H233ZM237 190H240V189H236V191ZM39 191V190H38ZM118 191V192H119ZM125 191V190H124ZM128 191V190H127ZM140 191H142V190H140ZM177 191V190H176ZM195 191H197V190H195ZM33 192V191H32ZM85 192V191H84ZM83 192V193H84ZM115 192V191H114ZM113 192V193H114ZM136 192V191H135ZM143 192H145L144 190H143ZM178 192V191H177ZM184 192V191H183ZM147 193V192H146ZM159 193H161V192H159ZM173 193V192H172ZM179 193V192H178ZM186 195L185 196H187V192H184ZM227 193V192H226ZM36 194V193H35ZM37 194H39V192L37 193ZM121 194V193H120ZM120 194H118V195H120ZM131 194V193H130ZM133 194H134V192H133ZM195 194V193H194ZM193 194V195H194ZM40 195V194H39ZM46 195V194H45ZM63 195V194H62ZM105 195V194H104ZM160 195V194H159ZM166 195H168V194H166ZM199 195V194H198ZM34 196V195H33ZM87 196V195H86ZM107 196V195H106ZM129 196V195H128ZM151 196V195H150ZM189 196V195H188ZM187 196V197H188ZM191 196H192V194H191ZM20 197V196H19ZM74 198H75V196H73ZM100 197V196H99ZM105 197V196H104ZM103 197V198H104ZM154 197V196H153ZM163 197V196H162ZM168 197V196H167ZM171 197H173V196H171ZM182 197V196H181ZM187 197H186V199H187ZM63 198L61 199V200H63ZM134 198V197H133ZM145 198V197H144ZM151 198V197H150ZM149 198V199H150ZM165 198V197H164ZM175 198H177V197H175ZM189 198V197H188ZM198 198V197H197ZM108 199V198H107ZM151 199H153V198H151ZM173 198H171V200H172ZM193 199H196V197L195 198H193ZM222 199V198H221ZM21 200V199H20ZM41 200H42V198H41ZM60 200V201H61ZM65 200V199H64ZM64 200L63 201H61V204H62V202H64ZM132 200V199H131ZM134 200V199H133ZM132 200V201H133ZM146 200V199H145ZM155 200V199H154ZM166 200H167V198H166ZM166 200H161V201H165V203H166ZM170 200V201H171ZM174 200V199H173ZM172 200V201H173ZM180 200V199H179ZM188 200V199H187ZM29 201V200H28ZM36 201V200H35ZM38 201V200H37ZM141 201V200H140ZM153 201V200H152ZM197 201H199V200H197ZM220 201V200H219ZM224 201H225V199H224ZM40 202V201H39ZM70 202V201H69ZM74 202H75V200H74ZM127 201L125 200L123 203H122V205L121 206H123V207H125L124 205L125 204H127L126 203ZM143 202V201H142ZM151 202V201H150ZM149 202V203H150ZM154 202V201H153ZM156 202L157 203H161V202H158V200L156 199ZM192 202H193V200H192ZM196 202V201H195ZM223 202V201H222ZM1 203V204H2ZM20 203V202H19ZM59 203V202H58ZM71 203H73V202H71ZM138 203V202H137ZM146 203V202H145ZM157 203H153L154 205H156ZM164 203V202H163ZM178 203V202H177ZM15 204V203H14ZM47 204V203H46ZM108 204H109V202H108ZM139 204V203H138ZM138 204H136V205H138ZM169 205L168 206H171L170 205V203H168ZM187 204H189V203H187ZM196 204V203H195ZM223 204V203H222ZM111 205V204H110ZM175 205V204H174ZM190 205V204H189ZM16 206V205H15ZM33 206V205H32ZM116 206H118V205H116ZM230 206H232V205H229V207ZM18 207V206H17ZM16 207V208H17ZM35 207V206H34ZM70 207V205L69 204H63V205H60V206H58V207H56V208H52L51 209V213L50 214H54V213H56V211H58L57 213H60V214H63V215H65L66 213H67V211H68V208ZM120 207V206H119ZM138 207H140V206H138ZM143 207H145V206H143ZM147 207V206H146ZM149 207V206H148ZM186 208H187V205L185 206ZM37 208V207H36ZM40 208V210H39V212H41V207H39ZM46 207H44L43 209H45ZM114 208V207H113ZM150 208V207H149ZM152 208V207H151ZM174 208V207H173ZM190 207H188V211L187 210H185V211H181V216H182V214H184L183 216L184 217H186L185 216V214H189L190 213V209H189ZM17 209H19V208H17ZM35 208H33V207H30L26 212L25 211H23V213H26V214H28V213H32L33 212V210H34ZM38 209V208H37ZM122 209V208H121ZM156 209H158V208H156ZM24 210V209H23ZM122 210H124V209H122ZM175 210H176V207H175ZM174 209H173V211H171L170 213V215L171 216H168L167 217V219L166 218H164V219H161V220H157V218L156 219H153L151 216H148V217H146V220H145V222H143L140 226H137L138 228H137V231H136V237H137V241L136 242H134V244H135V248L136 249H132V250H138V249H140V248H142V246H143V244H144V241L141 243L140 241H141V239H140V237H142V233H144L145 235H147L146 233L147 232H150V230L151 229H158V232L156 233V231H155V235H151L152 236V240H150L151 241V248H150V250H152V248L154 249V248H156V246L159 248V246L161 245V246H164V248H166V250H164V252L165 253H169V249L170 248H172L173 247V245H176L177 243H178V236H179V231H181V230H178V232H174V231H176V230H174V231H172L171 229H169V227L175 222V219H174V216L173 215H175V212L177 211H175ZM183 210V209H182ZM231 210V209H230ZM22 211V210H21ZM21 211L19 212V213H21ZM45 211H47V209H45ZM42 212H44V210L42 211ZM41 212V213H42ZM87 212V211H86ZM168 212H169V210H168ZM239 212V211H238ZM18 213V212H17ZM22 213V214H23ZM49 213V212H48ZM135 213V215H138L139 213H136V212H134ZM150 213H152V212H150ZM178 213H179V210H178ZM231 214L233 213V212H230ZM240 213H241V215L244 217V218H246V219H248L249 221H250V225H252V227L254 228V225L256 226V225H258V224H260V223H262V222H264V216H262L261 214H260V210H259V212L258 211H250V210H248V209H240ZM240 213H237V214H240ZM262 213V212H261ZM16 214V213H15ZM35 214H36V212H35ZM43 214V213H42ZM47 214V213H46ZM112 214V213H111ZM132 215V214H131ZM144 215V214H143ZM142 215V216H143ZM150 215V214H149ZM240 215V216H241ZM264 215V214H263ZM25 216V215H24ZM29 216V215H28ZM33 216V215H32ZM36 216H38V215H36ZM56 216V215H55ZM121 216V215H120ZM122 216H126V214L125 215H122ZM182 216V217H183ZM237 216V215H236ZM241 216V217H242ZM42 217H44V216H42ZM52 217V216H51ZM78 217V216H77ZM85 217V216H84ZM111 217V216H110ZM114 217V216H113ZM128 217L130 218L131 216L130 215H128ZM127 217V218H128ZM134 217V216H133ZM184 217L182 218V219H184ZM196 217V216H195ZM239 217V216H238ZM40 218V217H39ZM38 218V219H39ZM46 218V217H45ZM54 218V217H53ZM62 218V217H61ZM126 218V217H125ZM126 218V219H127ZM128 218V219H129ZM143 218H144V216H143ZM42 219V218H41ZM44 219V218H43ZM51 219L52 218H50V221H51ZM63 219V218H62ZM69 219V218H68ZM72 219V218H71ZM118 219V218H117ZM121 219H122V217H121ZM133 219V218H132ZM179 219V218H178ZM181 219V220H182ZM189 219V218H188ZM191 219H193V218H191ZM243 219V218H242ZM58 220V219H57ZM187 220V219H186ZM190 220V219H189ZM188 220V221H189ZM196 220V219H195ZM244 220V219H243ZM44 221V220H43ZM42 221V222H43ZM66 221V220H65ZM119 221V220H118ZM123 221V220H122ZM137 221V220H136ZM180 221V220H179ZM187 221V222H188ZM196 221H198V219L196 220ZM195 221V222H196ZM203 221V220H202ZM215 221V220H214ZM17 222V221H16ZM55 222V221H54ZM57 222V221H56ZM55 222V223H56ZM60 222V221H59ZM124 222V221H123ZM122 222V223H123ZM184 222V221H183ZM189 222H191V220L189 221ZM211 222V221H210ZM10 223V222H9ZM46 223H48V222H46ZM45 223V224H46ZM50 223V222H49ZM64 223V224H63ZM63 223H59L58 224V222L56 223V225H54L53 224V226H54V228L52 229L54 232H58L59 233V230H60V228H64L65 226H66V223L67 222H64L63 221ZM125 223H127V221H125ZM131 223V222H130ZM182 223V222H181ZM180 223V226H182L183 224H181ZM186 223V222H185ZM15 224H17V223H15ZM19 224V223H18ZM41 224V223H40ZM118 224H119V222H118ZM118 224H115L117 227H118ZM128 225H129V223H127ZM132 224V223H131ZM193 224V223H192ZM204 224V223H203ZM212 224V223H211ZM263 224V223H262ZM27 225V224H26ZM48 225V224H47ZM51 225V224H50ZM68 225V224H67ZM170 225V226H169ZM178 224H176L175 223V226H177ZM197 225V224H196ZM208 225V224H207ZM9 226V225H8ZM22 226V225H21ZM130 226V225H129ZM128 226V227H129ZM179 226V228H181ZM11 227V226H10ZM23 227V226H22ZM50 227V226H49ZM67 227V226H66ZM199 227H200V224H199ZM264 227V226H263ZM23 228H26V227H23ZM119 228V227H118ZM127 228V227H126ZM131 228V227H130ZM178 228V227H177ZM190 228V227H189ZM81 229V228H80ZM121 229V228H120ZM184 229V228H183ZM202 229V228H201ZM250 229V228H249ZM18 230V229H17ZM25 230V229H24ZM48 230V229H47ZM49 230H51V229H49ZM88 230V229H87ZM116 230V229H115ZM131 231H132V229H130ZM185 230V229H184ZM189 230V229H188ZM198 230H200V229H198ZM197 230V231H198ZM7 231V230H6ZM10 230H8V232H9ZM185 231H187V230H185ZM190 231V230H189ZM252 231V230H251ZM15 232V231H14ZM26 232V231H25ZM38 232V231H37ZM61 232H66V231H61ZM78 231H76V233H77ZM82 232V231H81ZM80 232V233H81ZM84 232V231H83ZM125 232H127V231H125ZM183 232V231H182ZM200 232V231H199ZM242 232V231H241ZM10 233H11V231H10ZM22 233V232H21ZM27 233V232H26ZM29 233V232H28ZM129 233V232H128ZM184 233V232H183ZM202 233V232H201ZM24 234V233H23ZM36 234V233H35ZM50 231H47V232H45V233H43V234H41V235H39V237H50ZM149 234H151V233H149ZM152 234H154V233H152ZM180 234H181V232H180ZM186 234V233H185ZM245 234V233H244ZM24 235H26V234H24ZM24 235H22L21 234V236H20V238L23 236V238H24ZM34 235V234H33ZM66 235V234H65ZM69 235V234H68ZM83 235V234H82ZM91 235V234H90ZM89 235V236H90ZM94 235V234H93ZM118 235V234H117ZM184 235V234H183ZM182 235V236H183ZM191 235V234H190ZM194 235V234H193ZM249 235V234H248ZM116 236V235H115ZM114 236V237H115ZM186 236V235H185ZM238 236V235H237ZM37 237H38V235H37ZM53 237H54V235H53ZM59 237V236H58ZM57 237V238H58ZM241 237V236H240ZM247 237V236H246ZM52 238V237H51ZM64 238V237H63ZM123 238V237H122ZM121 238V239H122ZM180 238V237H179ZM185 239H186V237H184ZM221 238H222V236H221ZM221 238H220V240H221ZM244 238H245V236H244ZM56 238H54V240H55ZM95 239V238H94ZM116 239V238H115ZM125 239V238H124ZM255 239V238H254ZM10 237H7V236H5L4 238L3 237H1L0 236V249H4V248H6V246H8V244H9V242H10ZM19 240V239H18ZM17 240V241H18ZM42 239H40V241H41ZM52 240V242H53V238L51 239ZM77 240V239H76ZM143 240V239H142ZM180 240V239H179ZM219 240V241H220ZM238 239H236V237H229L228 238V241H229V243H234V242H236ZM223 243H225V236L223 237ZM35 242V241H34ZM56 242V241H55ZM147 242V241H146ZM16 243V242H15ZM36 243V242H35ZM119 243V242H118ZM39 244V243H38ZM57 244V243H56ZM64 244V243H63ZM63 244L61 245V246H63ZM66 244H67V242H66ZM64 245V248H65V246H67V245ZM199 244V243H198ZM235 244V243H234ZM18 245H20V244H18ZM21 245H22V243H21ZM54 246H55V244H53ZM53 245H52V247H53ZM58 245V244H57ZM13 245L12 244H9V247H10V250L9 251H11V253H10V256L9 257H7V258H4L3 256H0V264H11V262L12 261H16L17 259H19V258H22L23 257V259H27V258H30V257H33V256H31L32 254H36V250H38L39 249V247L37 246V245H35L34 243H31L30 241H27L23 246H19L20 247V250L18 251L16 248H18V247H15L16 246V244L14 245V247H12ZM145 246V245H144ZM148 246V245H147ZM45 247V246H44ZM175 247V246H174ZM177 247V246H176ZM47 248H49V247H47ZM54 248V247H53ZM56 248V247H55ZM57 248H58V246H57ZM56 248V249H57ZM63 248V247H62ZM147 248V247H146ZM195 248V247H194ZM66 249V248H65ZM77 249V248H76ZM162 249V248H161ZM4 250H6V249H4ZM47 250V249H46ZM64 250V249H63ZM118 250V249H117ZM130 250V249H129ZM187 250V249H186ZM224 250V249H223ZM260 250V249H259ZM160 251V250H159ZM163 251V250H162ZM171 251V250H170ZM233 251V250H232ZM43 253V252H42ZM45 253V252H44ZM154 253H155V251H154ZM164 253V254H165ZM3 254H6V253H3ZM2 254V255H3ZM38 254V253H37ZM36 254V255H37ZM130 254V253H129ZM131 254H133L132 252H131ZM7 255V254H6ZM42 255V254H41ZM40 255V256H41ZM134 255V254H133ZM182 255V254H181ZM46 256V255H45ZM167 256V255H166ZM177 256V255H176ZM207 256V255H206ZM35 257V256H34ZM42 257H43V255H42ZM168 257V256H167ZM37 258V257H36ZM35 258V259H36ZM259 258V257H258ZM31 259V258H30ZM55 259V258H54ZM65 259V258H64ZM151 259V258H150ZM196 259V258H195ZM29 260V259H28ZM36 260H38V259H36ZM78 260H79V258H78ZM197 260V259H196ZM199 260V259H198ZM217 260V259H216ZM39 261V260H38ZM139 261V260H138ZM49 262V261H48ZM54 262V261H53ZM117 262V261H116ZM14 263V262H13ZM19 263V262H18ZM17 263V264H18ZM40 263V262H39ZM55 263V262H54ZM57 263V262H56ZM71 263V262H70ZM102 263V262H101ZM193 263V262H192ZM64 264V263H63ZM73 264V263H72ZM190 264V263H189Z\"/></svg>", "mask_w": 264, "mask_h": 264}]
</instances>
